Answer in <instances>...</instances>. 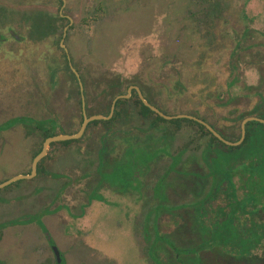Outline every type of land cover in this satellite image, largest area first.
Wrapping results in <instances>:
<instances>
[{
    "label": "rangeland",
    "instance_id": "1",
    "mask_svg": "<svg viewBox=\"0 0 264 264\" xmlns=\"http://www.w3.org/2000/svg\"><path fill=\"white\" fill-rule=\"evenodd\" d=\"M35 11L59 13L66 20L58 33L37 41L24 20ZM63 53L86 80L83 84L72 65L78 89ZM114 77L121 80L120 95L136 86L149 104L173 117L162 120L145 112L133 98L119 106L112 122L91 126L74 141L49 145L32 178L0 188V264H56L55 249L64 264H147L139 223L150 183L165 187L162 197L154 193L153 204L174 205L193 199L192 189L200 188L182 191L178 172L203 179L214 167L163 170L169 158L151 159V147H157L153 139L180 131L182 139L177 137L173 148L186 147L187 160L206 147L209 137L201 131L208 129L174 116L198 117L232 141L241 138L243 119L264 120V0H0V183L30 173L44 141L39 121L55 135L74 134L80 110L82 118L83 112L106 117L102 114L115 99ZM248 128L260 139L252 143L258 151L253 157L245 155L255 149L249 144L225 155L215 142L206 147L211 153L200 154L203 165L219 164L226 156L232 172V183L218 186L214 201L224 215L212 207L203 221L225 217L230 203L248 193L255 201L246 203V213L235 211L225 245L185 255L191 259L264 264V175L257 174L264 161V126ZM129 161L136 168L134 193L117 183ZM158 212L159 236L174 243L211 236L170 233L168 210ZM154 248L160 258L168 257L162 241Z\"/></svg>",
    "mask_w": 264,
    "mask_h": 264
},
{
    "label": "flooded vegetation",
    "instance_id": "2",
    "mask_svg": "<svg viewBox=\"0 0 264 264\" xmlns=\"http://www.w3.org/2000/svg\"><path fill=\"white\" fill-rule=\"evenodd\" d=\"M174 117H180V116L176 115ZM180 118L189 119L188 121L195 122L196 124H203L199 122V120L201 119L195 116H193V118H188L185 116H182ZM252 121H256V120H252ZM262 124L264 125V123ZM179 132L180 131H173L171 133H168V134L165 133V135L154 138L153 141L157 147L155 148L151 147L152 152H154L151 159L156 158L158 155L165 156L167 157V159L169 158L168 162L160 166V168L166 171L167 170H186V169H200L201 170V169H208L212 166L214 167L213 169H210L212 170V172L209 173L208 178L204 177L203 179L199 178L195 174L192 177L191 175L181 174L179 172L177 173V175L181 178L180 186H181L182 191L183 190L185 191V189L190 191L191 186L193 185L195 186V184L200 185V188L198 190H196V187L192 189L193 193H190V194L194 196L193 199L186 200L178 204H174V205L166 204L165 201H163V203L153 204L152 199H153L154 193L157 191V193L159 192L161 196L162 190L165 187L161 183H157V185H154L152 182L150 183L151 184L149 187V190H151L150 195L149 197H147L148 195L143 197L142 205L140 206L141 213H142V219L139 223V229L141 230V233H143V237L146 241L145 248H144V252H145L144 259L147 264H205V261L202 259H199L197 257L196 258L194 257L193 259H191L185 255L187 254L188 255L189 254L200 255L202 251H206L211 248L219 247L223 244L225 245L226 243V242L222 243V242H212V241H199L198 242V241H191V240H188L185 242L180 240L179 242L174 243L166 236H159L161 237V240L154 241L153 228L155 227L156 229L155 231L160 232V228H159L160 222L157 219L158 215H156V213L157 214L159 213L158 211L168 210L169 219H167L168 221L166 222V225H167V228H169L168 230H170V233L181 234V235H184L185 233H188V234L193 233V234H198V235L201 234L202 236H205V237H206V234L210 233L211 234L210 238H211L212 236L216 234L227 233V232L229 233L230 230L231 232H233V228H231V224L234 223L235 211L237 209L245 210L246 208L245 205L247 202H249L250 200L255 201L253 194L248 193L245 196H243L240 199V201L230 203L231 209L228 211L227 214H225V217H223V218L227 217L225 221L221 220L223 218L214 219L210 221L209 223L206 221H203L205 220V218H207V215L210 214L212 207L216 208L215 209L216 213L224 215L222 207L217 206L214 201L217 198L218 186L224 185L225 183H228V184L232 183V178H231L232 172H231V169L227 167V163L225 159L226 156H224V158L221 160V163L219 164L215 163L214 165H211L212 163L208 162V164L205 163V165H203L202 162H200L199 160L200 154L201 156H203L204 153H211V151L209 150L210 149L209 143L214 144V142L222 145L225 148V150H223L224 152L219 149L225 155L231 154L230 152L233 150L231 147L240 145L245 139L246 132L244 134V137L238 144L232 145V144L227 143L226 141L237 142V140L239 141L240 138L237 139L236 141H232L229 139L227 135H225L222 132H219L216 130L211 131L209 129L203 130L201 131V134H207V136L209 137L208 142L206 143V147L209 149H207L205 146H202L201 148L198 149L199 152H197L196 154L192 153L190 154L189 157H186L187 160H184L183 158V155L187 152L186 147H182L180 149H177L176 151H174V148H173V143H177V137H178ZM262 132H264V130H262ZM174 133H176L177 135L174 136ZM241 134L242 132L240 131V137H241ZM130 138L135 141L137 139L136 135H131ZM181 139L182 137H178V141H180ZM228 149H230V151H228ZM194 150L196 149L194 148ZM129 153L131 155L134 152L130 150ZM134 157L132 159H134ZM127 164H128V172L120 171L121 172L119 173L120 178H118L117 183L121 185L122 187H128L129 191L134 193V191H136V183L138 182L136 180V174H135L136 168H135L134 162L129 161L125 163V166H127ZM192 165H195V166H192ZM133 166H134V169H133ZM258 166L260 167V170H258L257 174L260 173V175H264V161H261ZM122 175L123 177L127 175L129 176L125 179V181L122 180L121 182ZM130 179L134 181L131 182ZM191 181L194 184L190 185L189 182ZM206 187H207V192L203 194V191ZM246 212L247 211L245 210V213ZM153 217L155 218V221H156V224L154 226H153V222H154ZM246 222H247V218H246ZM47 237L49 239V236ZM158 241H162L163 243H165L166 246H168L169 254L167 258H160L157 252V249L154 248L155 244ZM50 243H51V248H52L54 244L52 243V241H50ZM247 245H248L247 243H243V247H247ZM59 255H60L61 261L58 263L55 258L56 264H64V257L62 256L61 253H59ZM242 259H245V262L247 263V259H248L247 257H242Z\"/></svg>",
    "mask_w": 264,
    "mask_h": 264
},
{
    "label": "trees",
    "instance_id": "3",
    "mask_svg": "<svg viewBox=\"0 0 264 264\" xmlns=\"http://www.w3.org/2000/svg\"><path fill=\"white\" fill-rule=\"evenodd\" d=\"M24 20L27 21L26 22V28L28 29L30 36L38 41V40H42L46 37H50V36L58 33V27L61 26V25H59L60 22L62 23V21H65L66 19L64 17H62L59 13H57L54 16L51 13H48L45 11H35V12H31V13L25 15ZM59 36H60V34H59ZM63 57H65L64 53H63ZM72 65L77 69V71L80 75L81 81L83 82V84H85L86 80H85V78L81 72V69L73 62V60H72ZM64 67L68 71V74L70 75L71 80L76 84L77 89H78L77 78H76L75 74L72 72V70L70 69L69 64H68V60L66 59V57L64 58ZM53 73H54V71H52V75H53ZM112 81H115L116 85L114 88H112V91H114V92L112 93L111 97H116L117 95H120V86H122V83H121V80L117 77H114V79ZM133 98L136 99V102L140 105V107L143 109V111L149 112L151 114H155L158 118L164 120L158 114L151 111L147 106H145L143 104V102L141 101V99L139 98L137 91L135 89H133L131 96L129 98H119L118 100H116L115 105H114L113 115L110 119H108V120H104V119L102 120L101 119V120L91 121L88 123L86 129L91 127V126H96L99 123H110V122H112L115 119L116 115H118L120 113L119 106L122 104H126L127 102H129ZM78 103L80 105V99H79ZM86 110H87V104H86ZM109 112H110V107H109V109H107L105 111L104 114H102V113H100V114L107 116L109 114ZM87 114H88V116L90 115L89 112H87ZM44 121L45 120L39 121V123H37L38 127L36 126V128H39V130L42 131V133H43L42 138L45 139L46 137L55 135L56 133H51L48 130H45L43 125H41V123L43 124ZM81 122H82V113L80 110L79 122L77 125L78 128L80 127ZM54 124H55V122H54ZM250 124L264 126L263 124L256 122V121H250V122L246 123V125H245L246 126V137H245L244 141L238 146H232L231 147L232 149L235 150V149H239V148L245 146L246 144H249L250 147L253 146L252 148H255V149H250V151L245 152V155L247 156V158L253 157L258 152L257 146L252 145V143H255L256 141H258L259 138H258L257 134L251 135L248 133V131H249L248 127L250 126ZM200 127L205 128L203 125H200ZM76 131H74V132H76ZM71 141H74V140H71ZM71 141L67 140V141H63L62 143H68ZM53 144H54V142L51 143L50 145H53ZM40 150H41V146L38 149L37 153ZM41 162H42V160H40L38 162V165H37L38 170L40 169V163ZM258 170H260V167H258ZM157 240H161V237H159V234L156 231V233L154 232V241H157ZM226 240H228L226 237V233H220V234H216V235L212 236L207 241L225 243Z\"/></svg>",
    "mask_w": 264,
    "mask_h": 264
},
{
    "label": "water",
    "instance_id": "4",
    "mask_svg": "<svg viewBox=\"0 0 264 264\" xmlns=\"http://www.w3.org/2000/svg\"><path fill=\"white\" fill-rule=\"evenodd\" d=\"M61 45L63 46L64 50L67 52L66 47L63 44H61ZM67 59H68V62H69V66L71 67L72 71L76 75L77 80L79 81V84H80L78 73L72 67L71 62H70V57L67 56ZM131 88H133V89H135L137 91L138 96L140 97L141 101L143 102V104L145 106L149 107V109H151L152 111H154L155 113H157L158 115H160L161 117H163L165 119L173 117V116L164 115L155 106L149 104L148 101H146L144 99V97L142 96V94H141L140 90L138 89V87L131 86V87L128 88V92L125 95H119V96L115 97V99H113V102H112V105H111V109H110V112H109L108 116H106V117L101 116V115L88 116V115L85 114V112H83V119H82V122L80 124V127L74 134H57V135H53V136L45 138L44 141H43L41 150L39 151V153L36 156H34V158L32 160L30 173L29 174L15 175V176L9 178L8 180H5V181L1 182L0 183V188L6 186V185H8V184H10V183H12V182H14L16 180H19V179L32 178L36 174L38 162L41 160V158L44 157V155L46 154V151H47V147L51 143L58 142V141H66V140L78 139V138H80L82 136V134L85 131V129H86V127H87L89 122L94 121V120L109 119L111 117L112 113H113V109H114V105H115L116 100L119 99V98H127L128 97V93L130 92ZM82 106L84 108V104L83 103H82ZM179 116L180 117L185 116V117H188V118H193V117L188 116V115H179ZM252 120H256V121L264 123L263 119L255 118V117H247L241 123V132H242V134H241L240 140L237 141V142H228V141H226V142L229 143V144H232V145L238 144L242 140V138L244 137V134H245L244 125H245V123L248 122V121H252ZM199 122L203 123L209 130L213 131V129L210 126L206 125L203 121L199 120ZM55 253H56V261L59 263L61 261V259H60V255H59V253H58V251L56 249H55Z\"/></svg>",
    "mask_w": 264,
    "mask_h": 264
}]
</instances>
